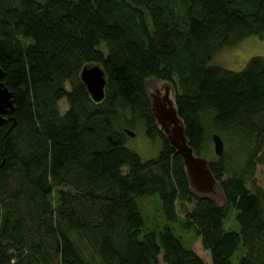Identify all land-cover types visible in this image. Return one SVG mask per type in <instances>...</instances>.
Masks as SVG:
<instances>
[{
  "label": "trees",
  "instance_id": "obj_1",
  "mask_svg": "<svg viewBox=\"0 0 264 264\" xmlns=\"http://www.w3.org/2000/svg\"><path fill=\"white\" fill-rule=\"evenodd\" d=\"M250 35L264 38V0H0V68L15 104L0 128V264H205L172 228L144 232L137 199L155 193L169 220L177 200L195 201L180 221L212 264L241 248L239 264H264V190L249 186L264 157V58L241 71L210 64ZM91 64L107 75L101 102L81 80ZM151 78L174 84L225 206L190 192L151 113ZM138 125L164 141L159 156L126 146ZM232 210L240 232L225 225Z\"/></svg>",
  "mask_w": 264,
  "mask_h": 264
},
{
  "label": "water",
  "instance_id": "obj_2",
  "mask_svg": "<svg viewBox=\"0 0 264 264\" xmlns=\"http://www.w3.org/2000/svg\"><path fill=\"white\" fill-rule=\"evenodd\" d=\"M4 77L5 71L0 68V128L15 110L13 92L5 86ZM81 80L95 102H101L105 98L107 75L101 65L85 66L81 72ZM145 92L159 131L183 158L190 192L201 199L214 202L217 206H225L227 197L221 181L211 170L209 159L196 154L190 145L186 135L185 122L178 112L177 91L174 84L168 80L151 78L146 81ZM128 133L134 135V132L130 130ZM212 139L216 154L221 156L225 150L223 139L218 134H214Z\"/></svg>",
  "mask_w": 264,
  "mask_h": 264
},
{
  "label": "rangeland",
  "instance_id": "obj_3",
  "mask_svg": "<svg viewBox=\"0 0 264 264\" xmlns=\"http://www.w3.org/2000/svg\"><path fill=\"white\" fill-rule=\"evenodd\" d=\"M254 56H261L264 58V38L258 35H250L235 46L221 49L215 54L210 64L228 70L241 71ZM70 88V84H67V89L70 90ZM68 109V101L62 99L59 102L60 112L65 114ZM130 131L134 132V135L128 133V141L126 143L128 148L138 153L144 160L155 158L160 155L164 147V141L160 137H156L155 139L149 138L141 125H138L135 129H130ZM210 152L211 154L217 155L213 143L210 145ZM262 153L263 151L261 154ZM203 156L210 160V155L204 154ZM123 170L126 173L128 168H124ZM249 186L252 191H256V188L264 190V157L257 163L253 179ZM137 203L145 220L144 232H160L165 227H170L173 229L174 233L182 239L184 245L193 248L196 253L204 259L205 264H212L210 252L204 248L201 237H199L194 230H188L183 227L180 221L186 218V211H191L194 208V200H177L175 203L174 215H169L171 220L167 218V213L163 207V201L158 193L139 197ZM175 216L179 217V219H176ZM225 225L228 229L241 231V226L236 221L233 210L227 217ZM243 253L244 249H239L233 257L232 264H239ZM161 264L166 263L161 260Z\"/></svg>",
  "mask_w": 264,
  "mask_h": 264
}]
</instances>
